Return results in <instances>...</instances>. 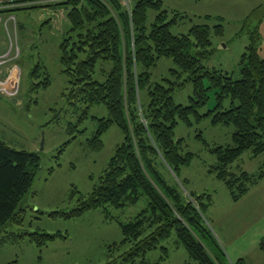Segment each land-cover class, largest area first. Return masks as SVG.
I'll use <instances>...</instances> for the list:
<instances>
[{"label":"trees","instance_id":"1","mask_svg":"<svg viewBox=\"0 0 264 264\" xmlns=\"http://www.w3.org/2000/svg\"><path fill=\"white\" fill-rule=\"evenodd\" d=\"M25 1L38 0H14ZM47 1L52 2L18 6L1 14L9 16L18 10L40 7H61L66 11L68 25L59 42V64L66 79L62 95L75 121L67 123L70 138L62 148L76 138V132H82L79 126L97 104L106 108L107 116L97 118L98 126L87 141L88 147L101 150L102 135L113 124L123 133L122 142L91 191L81 194L72 188V194L79 193L75 205L50 215L70 219L88 210L134 205L142 197L145 208L120 226L122 240L108 248L118 254L106 264H159L168 256L161 243L172 234L197 264H246L243 258L230 260L213 234L205 217L211 194L186 189V180L180 175L194 156L182 151V139L176 140L174 129L179 121L191 125V118L200 121L205 117H210L214 125L233 126L232 145L208 146L204 142L215 157L210 171L224 183L233 201L264 177V163L255 173H234L230 169L245 151L252 156L264 153V59L259 54L258 31L264 5L253 9L243 22L241 32L247 34L248 43L238 60L239 78H235L228 71L204 65L212 54L211 37L223 35L221 24L193 25L186 34L176 35L171 27L183 17L173 13L168 20L169 13L161 0H136L129 5L123 0ZM149 9L156 11V16L148 29ZM161 58L171 59L177 67L170 69L164 83L152 81L150 74ZM99 63L109 65L100 69L102 81L93 78ZM28 77L34 93L50 85V75L41 63L29 69ZM186 82L192 83L193 95L187 105L177 104L172 92ZM209 89L214 90V107L202 113ZM39 166L37 153L18 151L0 141L1 242L27 238L42 248L62 237L60 233L38 230L1 233L6 224H24L27 210L23 200ZM258 247L264 255V240ZM157 249L161 250L158 261L146 260L147 254Z\"/></svg>","mask_w":264,"mask_h":264},{"label":"rangeland","instance_id":"2","mask_svg":"<svg viewBox=\"0 0 264 264\" xmlns=\"http://www.w3.org/2000/svg\"><path fill=\"white\" fill-rule=\"evenodd\" d=\"M135 1L123 0V3L129 5ZM161 1L169 13L168 20L173 17V13L183 17L171 27L173 34H186L193 25L207 23L213 27L221 24L223 35L211 37L212 54L204 60V65L208 69L228 71L239 78L238 60L248 43L247 34L241 32L242 25L253 9L264 5V0ZM49 2L52 1L38 0L34 5ZM13 15L15 27L9 21L0 23V50L10 42L13 43L12 53L18 48L16 63L21 74L18 87L14 88L12 84L8 86L9 90L15 92L14 95L0 94V141L18 151L37 153L40 166L23 200L27 210L24 224H6L1 228V233L38 230L49 234L60 233L62 237H57L42 248L36 247L27 238L15 242L0 241V264L14 260L16 264H106L118 254H112L108 248L122 240L120 226L131 221L145 208L144 198L141 197L134 205L88 210L70 219L53 217L50 213L70 210L79 193L91 191L107 167L116 146L122 142L123 133L113 124L102 135L101 150L94 151L88 147L87 141L98 126L97 118L107 116L106 108L97 104L92 106L88 119L79 126L82 132H76V138L62 148L70 138L66 131L67 123L75 121L62 95L66 79L60 72L59 64V42L68 25L66 11L61 7H40L18 10ZM42 15L45 21L40 23L39 17ZM205 15L211 18L204 19ZM155 16L156 11L149 9L146 20L148 29ZM258 26L264 59V15ZM37 63L44 65L48 71L50 85L34 93L30 91L28 71ZM103 67L109 65H97L93 74L95 80L104 79L100 73ZM175 68L171 59L161 58L150 69L151 80L164 83L170 69ZM193 90L191 82L174 89V102L187 105ZM214 97V90L209 89L208 101L202 113L214 107ZM233 131L232 125L212 124L210 117L200 121L191 118V125L179 121L174 129L175 138L182 139V151H189L194 156L190 164L182 169L180 177L186 180L188 191L211 194L205 217L229 259L235 261L243 258L246 264H263L264 255L258 245L264 240V177L250 186L240 199L233 201L224 183L210 171L215 165V157L205 143L208 146L232 145ZM263 163L264 153L252 156L250 151H245L230 165V169L234 173H255ZM72 188L79 193L72 194ZM161 245L167 248L168 256L159 264H197L176 243L174 234ZM160 255L159 249L151 251L146 260L154 263Z\"/></svg>","mask_w":264,"mask_h":264},{"label":"built area","instance_id":"3","mask_svg":"<svg viewBox=\"0 0 264 264\" xmlns=\"http://www.w3.org/2000/svg\"><path fill=\"white\" fill-rule=\"evenodd\" d=\"M37 1H25L21 3H15L14 0H0V23L4 22L1 12L4 10H9L18 6H28L33 5ZM9 21L12 22L15 27L14 15L6 16L5 23ZM13 43L10 42L5 47L4 51L0 50V94L3 95H14V91L8 89L9 85H14L18 87L20 80V68L16 63L19 57V50L16 47L15 53H12ZM17 90V89H16Z\"/></svg>","mask_w":264,"mask_h":264},{"label":"crops","instance_id":"4","mask_svg":"<svg viewBox=\"0 0 264 264\" xmlns=\"http://www.w3.org/2000/svg\"><path fill=\"white\" fill-rule=\"evenodd\" d=\"M8 14H9V13H8ZM8 14H2V15H1V16L3 17V21H4V22H5L6 16H7ZM39 21H40V23L45 21V20L43 19V15L39 17ZM9 23H10L11 25H13L12 22H9ZM23 40H24V38L22 39V43H23ZM245 46H246V45H245ZM1 49H2V51H4L5 47H1ZM259 54H260V56L262 57V55H261V48L259 49ZM262 58H263V57H262ZM20 71H21V69H20Z\"/></svg>","mask_w":264,"mask_h":264}]
</instances>
